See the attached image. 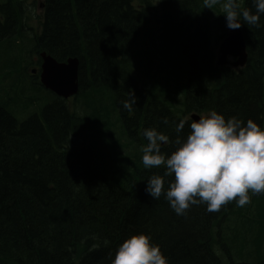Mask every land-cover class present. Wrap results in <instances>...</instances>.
Listing matches in <instances>:
<instances>
[{"label": "trees", "instance_id": "16d2710c", "mask_svg": "<svg viewBox=\"0 0 264 264\" xmlns=\"http://www.w3.org/2000/svg\"><path fill=\"white\" fill-rule=\"evenodd\" d=\"M40 1L41 31L27 47L20 4H0V49L6 51L0 62V264H110L118 245L140 233L159 245L168 264H264V195L251 196L245 207L232 201L219 212H208L205 205H193L178 216L163 195L153 200L145 192L148 178L163 175L164 169H146L126 158L129 150L124 149L145 144V128H156L174 140L178 121L213 109L225 119H252L264 127V15L261 27H240L247 59L244 67L232 69L215 65L209 20L215 12L226 22L220 4L207 8L204 0H159L155 26L149 25L154 6L147 0L140 6L135 0ZM240 6L255 12L253 0H243ZM150 28L157 36L159 32L158 42L171 47L179 42L186 60L187 83L184 91L179 89L182 101L177 102V109L183 108L180 116L164 100L167 90L157 93L153 88L155 78L143 74L155 81L147 89L133 65L127 69V57ZM40 53L60 63L79 60V93L73 105L54 97L20 122L8 111L6 100L18 94V84L35 81L29 70L39 66L34 57ZM11 77L12 95L2 87ZM130 92L137 102L127 111L120 102ZM105 104L116 107L132 139L121 133L126 145L114 139L116 128L96 126L108 113ZM188 131L186 124L182 134ZM161 150L169 153L171 144ZM117 151L123 156L118 165L138 170H124L125 177L113 181L96 164ZM170 179L165 178V188ZM243 225L261 228L249 249L257 259L237 263L229 245L236 241L247 249L243 238L248 232L238 233Z\"/></svg>", "mask_w": 264, "mask_h": 264}, {"label": "clouds", "instance_id": "9594fccd", "mask_svg": "<svg viewBox=\"0 0 264 264\" xmlns=\"http://www.w3.org/2000/svg\"><path fill=\"white\" fill-rule=\"evenodd\" d=\"M204 3L207 8L222 6L229 29L261 27L264 0H253L255 12L241 7L238 0ZM136 102L135 94L130 92L120 103L124 110L132 111ZM163 123L169 122L164 119ZM186 124L189 131L182 134ZM175 132L177 136L171 141L156 128L142 132L146 141L140 148L143 166L164 169L163 175L153 174L146 181L145 192L153 200L163 195L171 210L183 216L193 205L219 212L232 201L244 207L251 203V196L264 195V127L252 119H225L213 109L197 119L185 116L175 124ZM169 144L172 150L162 152V145ZM166 177H171L167 188ZM110 264H168V260L150 236L140 233L118 245Z\"/></svg>", "mask_w": 264, "mask_h": 264}, {"label": "rangeland", "instance_id": "374dc122", "mask_svg": "<svg viewBox=\"0 0 264 264\" xmlns=\"http://www.w3.org/2000/svg\"><path fill=\"white\" fill-rule=\"evenodd\" d=\"M20 4V11H24L22 14L24 18V23L27 25V29L23 32L24 38L28 39V41L25 44V47L29 46V40L32 38L34 34L39 35L41 31V22H42V15L43 10L41 7L42 1L40 0H16ZM141 0H135V5L140 6ZM148 2H151L154 6V8L151 10L152 12V19H150V24H154L155 19L158 18V7L157 3L159 0H147ZM5 0H0V4L4 3ZM219 11H223L222 6L220 5ZM220 15H216L214 12L210 15L209 25H210V32H211V39L212 44H214L216 47L220 44L222 39H224V31L226 30V22H221ZM223 25V28L221 26ZM31 29V30H30ZM157 34H155V31L150 28L149 31L142 35V38L140 40V43L138 46H135L132 50L131 54L127 57V69L130 70L131 66V60L130 56L133 57L136 60L143 59L146 61L147 59H150L152 55L158 54L164 56V59L161 60L159 58H155L152 62V65L149 66L148 70L150 72L155 73V71H158V76L155 79L157 81V84L153 86L155 91L157 93L163 92V90H167V93H164V100L166 103L171 106L177 114H179V111H182L183 108L177 109V102L182 101V95L179 94L180 90L184 91L187 83V63L184 58V56L181 53L179 42L176 44V46L171 47L169 44H166L164 41L158 42L156 40ZM19 47L21 45L19 44ZM23 57H26L25 53H20ZM14 55V54H13ZM6 56V51L4 49H0V62H3ZM34 61L37 63L38 58L37 56L34 57ZM32 68V67H31ZM29 70V75L30 71ZM133 70H135V73L138 75L140 71H142V68L138 65L137 62H134ZM154 81V82H155ZM146 82L147 89L150 88L154 82L149 81H143ZM169 84V88H166V85ZM2 87L4 91H8L10 94L12 93V77L8 78L3 81ZM24 88V93L20 94V89ZM18 94H13L11 103L6 102V107L8 111H10L15 118L18 121H23L30 115L34 113H38L41 108H43L45 105L44 101H41L43 98L47 97L48 99H53L54 96L47 92L46 90H39L36 89L34 84L26 83V86L18 84ZM180 89V90H179ZM178 93V95H176ZM0 98L4 99V93L2 88H0ZM70 99L69 105H73V101ZM175 102V103H174ZM109 107L108 113H106L100 120L96 126L100 128H105L107 126H111L116 128V132L119 131V140L117 141L118 145H126L127 142L122 139L121 133L124 134V137L128 141H132L131 138H129L126 135V131L123 128L122 123L119 121V114L114 106L112 108L109 104H105ZM104 105V110H106V106ZM112 115V118L109 117ZM117 133L113 135L114 139H116ZM108 143V141H107ZM73 144H78V140L75 139L73 141ZM142 145H131L129 147H126L124 149L129 150L126 158H130L131 160L135 162H142V153L140 151ZM118 150V151H124ZM111 158H102L97 164L96 167H102L103 173L109 180L118 181L123 179L124 176V170L129 171V173H133L136 169L135 167H131L129 164H127L125 167L121 166V163L118 165V162L123 159V156L121 152H118ZM119 159L118 161H116ZM117 163V165H116ZM249 204L245 205L248 206ZM244 206V207H245ZM254 209V206H252V210ZM245 229L246 232H248L247 236H245L244 241L246 242V248L243 247V245L239 242H231L229 245L232 248V259L237 262H252L257 259V254L249 251V249L252 248V245L254 242H256V232L260 230L261 228L252 227L249 225H243V228H240L238 230V233Z\"/></svg>", "mask_w": 264, "mask_h": 264}, {"label": "water", "instance_id": "95a60500", "mask_svg": "<svg viewBox=\"0 0 264 264\" xmlns=\"http://www.w3.org/2000/svg\"><path fill=\"white\" fill-rule=\"evenodd\" d=\"M237 59L230 63L226 57ZM245 43L240 29H228L225 39L219 46L218 61L216 65H231L234 68L244 66L246 62ZM41 71L39 74L40 84L48 91L59 98L68 99L78 93V73L79 60L70 58L64 63L57 62L45 53L40 54ZM35 74V71H32ZM199 115L193 114L192 119H197Z\"/></svg>", "mask_w": 264, "mask_h": 264}, {"label": "bare ground", "instance_id": "6f19581e", "mask_svg": "<svg viewBox=\"0 0 264 264\" xmlns=\"http://www.w3.org/2000/svg\"><path fill=\"white\" fill-rule=\"evenodd\" d=\"M22 12H24V11L22 10ZM176 115H177V113H176ZM178 116H180V115L178 114ZM142 166H143V165H142ZM142 166H141V167H142ZM140 169H141V168H140Z\"/></svg>", "mask_w": 264, "mask_h": 264}]
</instances>
